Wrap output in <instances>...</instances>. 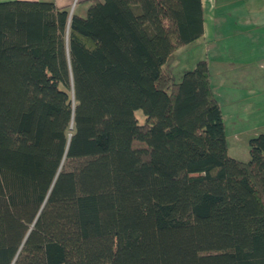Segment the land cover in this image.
Segmentation results:
<instances>
[{
    "label": "trees",
    "instance_id": "16d2710c",
    "mask_svg": "<svg viewBox=\"0 0 264 264\" xmlns=\"http://www.w3.org/2000/svg\"><path fill=\"white\" fill-rule=\"evenodd\" d=\"M90 3H0V264H264V134L164 71L201 0Z\"/></svg>",
    "mask_w": 264,
    "mask_h": 264
},
{
    "label": "rangeland",
    "instance_id": "374dc122",
    "mask_svg": "<svg viewBox=\"0 0 264 264\" xmlns=\"http://www.w3.org/2000/svg\"><path fill=\"white\" fill-rule=\"evenodd\" d=\"M233 19L216 29L218 37L207 47L202 42L187 46L164 71L180 82L199 60L206 61L212 93L224 115L228 156L245 163L250 159L248 140L264 134V27L244 30Z\"/></svg>",
    "mask_w": 264,
    "mask_h": 264
},
{
    "label": "crops",
    "instance_id": "0c3cea01",
    "mask_svg": "<svg viewBox=\"0 0 264 264\" xmlns=\"http://www.w3.org/2000/svg\"><path fill=\"white\" fill-rule=\"evenodd\" d=\"M11 1L50 2L57 8L65 9L69 13L72 11L71 15L75 14L80 17L86 15L87 9L91 4L90 0H0V3ZM201 7L203 12L202 36L194 42L180 47L169 57L164 68H168L167 66L172 62L174 56L187 46H196L202 42L204 48L207 47L209 42L213 41L215 37H218L216 29L221 24H227L229 19L236 18L238 22L244 25V30L264 27V0H201ZM235 26H237V23ZM251 26L254 27L249 28ZM249 31L246 33L249 34ZM222 117L224 120L223 114ZM245 132L247 134L249 133L247 130Z\"/></svg>",
    "mask_w": 264,
    "mask_h": 264
},
{
    "label": "water",
    "instance_id": "95a60500",
    "mask_svg": "<svg viewBox=\"0 0 264 264\" xmlns=\"http://www.w3.org/2000/svg\"><path fill=\"white\" fill-rule=\"evenodd\" d=\"M70 16H71V13H70Z\"/></svg>",
    "mask_w": 264,
    "mask_h": 264
},
{
    "label": "built area",
    "instance_id": "2783aa9c",
    "mask_svg": "<svg viewBox=\"0 0 264 264\" xmlns=\"http://www.w3.org/2000/svg\"><path fill=\"white\" fill-rule=\"evenodd\" d=\"M71 12H72V11H71ZM71 12H70V13H71Z\"/></svg>",
    "mask_w": 264,
    "mask_h": 264
}]
</instances>
